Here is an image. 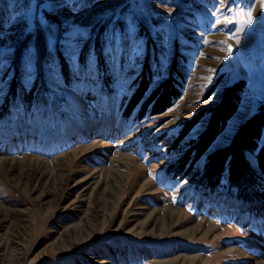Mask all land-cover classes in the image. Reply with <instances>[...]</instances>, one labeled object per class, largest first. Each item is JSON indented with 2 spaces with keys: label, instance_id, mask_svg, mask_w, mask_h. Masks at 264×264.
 I'll list each match as a JSON object with an SVG mask.
<instances>
[{
  "label": "rangeland",
  "instance_id": "374dc122",
  "mask_svg": "<svg viewBox=\"0 0 264 264\" xmlns=\"http://www.w3.org/2000/svg\"><path fill=\"white\" fill-rule=\"evenodd\" d=\"M249 4L251 25L225 22ZM176 57L181 95L152 113L147 91L128 112L147 58L151 90ZM238 78L237 110L196 157L204 110ZM263 102L260 0H0V264H264V186L201 177Z\"/></svg>",
  "mask_w": 264,
  "mask_h": 264
},
{
  "label": "trees",
  "instance_id": "16d2710c",
  "mask_svg": "<svg viewBox=\"0 0 264 264\" xmlns=\"http://www.w3.org/2000/svg\"><path fill=\"white\" fill-rule=\"evenodd\" d=\"M92 45L94 46V42L88 39L81 48L80 56L87 55ZM100 50L98 48V51ZM43 55L45 52H40V56ZM177 59L176 57L172 61L169 76L150 90L152 68L149 65L150 61H147L149 58H147L141 77L136 80L138 87L129 98L128 112L141 101L147 91L149 94L145 100L143 99L144 105H147L146 108L149 106L152 113L165 111L181 95L185 75L178 69ZM60 69L69 71L70 68L61 62ZM96 71L100 73L98 68ZM245 86L244 78H238L226 84L218 102L204 110L208 113L206 124L201 132L191 138L190 151H193L196 157L205 153L217 135L224 129L228 120L237 110ZM12 88V99L21 100L25 107L28 106L32 94L23 91V94L17 96L16 86ZM142 110L144 108L139 110V115L144 113L141 112ZM201 115L188 120L183 133L188 131ZM201 177L209 187L222 184L231 194L236 192L241 194L247 188L253 187L251 182L253 180L259 181L264 186V102L240 120L235 132L225 145L219 146L205 155Z\"/></svg>",
  "mask_w": 264,
  "mask_h": 264
},
{
  "label": "snow or ice",
  "instance_id": "6c2138e0",
  "mask_svg": "<svg viewBox=\"0 0 264 264\" xmlns=\"http://www.w3.org/2000/svg\"><path fill=\"white\" fill-rule=\"evenodd\" d=\"M223 2V0H221ZM260 9L264 10V0H260ZM229 13L232 14V19H226L225 22L229 24H240L242 27L239 30H243L244 26L251 25L253 23V10L251 4L247 8H238L235 12L231 8L227 9ZM215 26V25H213ZM231 52V46L228 48Z\"/></svg>",
  "mask_w": 264,
  "mask_h": 264
},
{
  "label": "bare ground",
  "instance_id": "6f19581e",
  "mask_svg": "<svg viewBox=\"0 0 264 264\" xmlns=\"http://www.w3.org/2000/svg\"><path fill=\"white\" fill-rule=\"evenodd\" d=\"M255 24V23H254ZM256 28V27H255ZM245 33V32H244ZM241 34V33H240ZM247 35V34H246ZM249 35V34H248ZM244 36V35H243ZM144 221V220H143ZM143 221H141V222H143Z\"/></svg>",
  "mask_w": 264,
  "mask_h": 264
}]
</instances>
